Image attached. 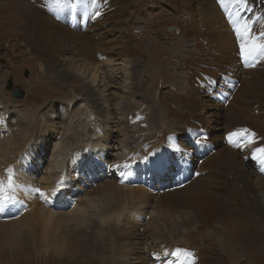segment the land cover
Returning a JSON list of instances; mask_svg holds the SVG:
<instances>
[{"label":"rangeland","instance_id":"374dc122","mask_svg":"<svg viewBox=\"0 0 264 264\" xmlns=\"http://www.w3.org/2000/svg\"><path fill=\"white\" fill-rule=\"evenodd\" d=\"M115 1L121 3L125 0ZM126 2H128L127 7H123L127 11L125 21H117V17L104 20L102 18L106 15L109 16L111 12L108 10L107 13L101 11V15L98 17L103 16L101 20L93 21L92 30L86 35H82L81 38L84 42L80 44L73 42L70 43L71 47L65 45L60 49V56L64 57L62 61L67 62V65L63 66L60 64L62 63L60 62L61 59H59L62 57L49 56L48 52L42 50V46L27 39L31 43L29 44L25 40L29 33L22 26L26 11L38 10L43 12L44 9H50V12L54 14L57 8L49 4L50 0H0V117L3 116L4 123H7L0 125V138H2L1 135L4 136L5 134L6 136L9 134V129H15L17 126L27 128L26 132L30 131L31 134H27L30 139L24 137L25 140L17 141L15 139V141H17V144L20 141L21 145L25 143L23 146L25 150L27 148L28 150L31 149V156L26 161L27 165L25 167L29 178L33 179L36 174L37 180H41L46 178L48 173L61 170V167H67L71 159V157L70 159L67 157L65 158L66 161L60 160L58 163L53 157L57 140L60 141L66 138L64 132L72 121L71 118L67 119L68 114H78L81 115L79 118L83 119L82 114L89 116L88 112L92 111V114L96 117L94 120L89 117V120H92V126H110L111 134L109 137L111 142L108 138L102 141L97 136V139H93L91 136H88L87 139L83 136L80 143H75L72 140V148L73 150L76 149L77 157L86 153L90 154L95 162L100 163V160L105 162L107 159V164H105L106 175L104 172L96 174L92 171L100 170L94 165L95 162L90 168L86 169V172L78 169L76 164L71 166L74 162L70 163L71 171L69 174L72 179H77V183L68 181L66 186L64 185L65 182H63V185L67 192L66 203L71 198L72 193L77 191V194H73V207L71 209L75 207V204L81 203V199L89 195L92 189L94 190L108 181L123 187L130 186L120 184L116 180L117 177H115L117 173L113 172L111 177L107 168L111 169L108 165L122 164L117 163V159L124 149L123 143L128 142L129 145L128 137L131 139L140 137L139 142L144 140L141 145L145 146V143L152 142L147 144L148 148L145 149L147 151L158 141L161 143L160 146L157 145V148L160 147L159 150L164 155L161 156L165 157L167 163L174 168L175 175L173 177L177 176V168L182 167L183 172L186 170V174L190 176L189 181L188 184L186 183L187 187L183 186L181 189L190 190L193 184L199 186V190L192 191L188 195L189 197H185L181 193L173 195L172 193L176 190L180 191V188L169 177H160L159 173L162 169L160 166H156L155 163L152 167L149 164L147 169H141V179L155 184H153V188H150L151 190L147 186L144 187L149 193V203L152 205L145 207V209H152V207L157 209L156 207L160 204V207L163 206L165 212L171 216L170 219L179 222L181 219H187L186 215L192 214L193 217H188L192 218V221H190L192 223L189 225L188 231L180 230L177 237H175V241L168 243L167 234L169 232L163 229L156 230L158 225L156 218L150 214L151 210H145L141 215L142 220L136 224L127 214L124 215L121 222L117 219L109 223L112 225L113 235L101 236L100 228L97 229L99 232H94L95 242L97 236H101L100 239L105 242L103 249L91 245H85V248L83 244L76 245L75 250H73L75 256L69 258L67 254L60 256L54 254L51 250L46 253L47 246L39 240L44 238L45 235L43 236L42 233L40 238H37L39 237L38 229H42L46 233V228H39V226H42V219L39 216L40 211L27 212L30 209V202H28L26 203L27 209L22 214L18 212L19 215H16L15 213L16 218H9L3 220V222L11 223L23 218V225L29 224L38 228L35 229L36 237L33 238L27 232L28 236L21 237L16 243H5L3 242L5 235L0 232V264H91L88 255H92L102 264H117L118 252L130 255L127 257V264H153L155 258L157 259L155 253L162 249H165L164 252H166L172 246H177L176 249L179 247L192 252L194 254L192 264H202L204 261L214 263V259L209 258L213 253L216 254V259H220L216 264H219L220 261V264H264V222L258 221L257 224H247L241 232L238 227L236 229L231 222L233 220L239 221L234 214H236V206L243 202L242 192H238V196L235 197L234 207L227 190L223 188L221 182L223 176L227 173V170L224 169L225 166H223L228 161L226 151H229V146L234 148V144L229 143L227 140L230 132L237 131L243 125L250 126L259 132L253 138L256 141L253 144H264V75L262 73V76L258 77L254 73L258 72L259 69L264 70V60L251 68L239 64L237 62L239 55L236 52V48L239 51L238 40L235 39L237 41L235 46L225 48L224 45H219V43L212 40L208 29L198 28L195 33H192L191 37H187L186 34L193 31L187 28L191 25L190 20L187 18L189 8L188 6L184 7L180 2L176 3V0H127ZM261 4L264 6V0ZM114 5L110 8H113ZM108 6L109 4H107ZM119 11V9L115 10V12ZM223 11L221 12L223 13ZM63 12L64 14L56 16L57 19L63 26L72 28L63 24L62 20L65 17H70L67 10H63ZM239 12L244 15L243 11L237 10V13ZM79 16L83 17V14ZM192 17L195 22L199 15H192ZM77 19L74 21L76 24H78ZM187 22L190 24L187 25ZM206 26H209V22ZM227 26L234 34L231 26L229 24ZM171 27L174 29L170 30ZM89 29H91V19L86 30H78L85 32ZM127 41L128 43H126ZM192 41L197 42V45H192ZM195 46H200L203 52L199 59L196 58L194 51L191 52ZM87 49L90 57L84 53ZM104 51H107L106 54L108 55L115 54L116 59L113 65L117 70L108 77V87L98 86L91 91V86H88V83L91 85L88 78L75 72L78 68L76 62L69 65L71 62L67 61L66 58L81 59V68H83L86 59L93 57L99 62L101 61L100 57H106ZM233 53L237 55L231 56ZM122 58L128 59L122 62ZM236 63L241 68L235 66ZM123 64H127L129 70H131L130 74L132 75L128 81L133 86L132 90L148 89L153 95L141 97L133 91H125L126 73ZM102 66L106 68L105 71L109 70L107 73L110 75V67L105 66L104 62ZM67 70L78 75L72 73L67 75ZM250 70L253 72H248ZM70 75L72 76L70 77ZM9 80H12L13 87L20 86L25 91L23 98L13 97L12 89H7ZM106 95H111V99L107 100ZM115 103H119L121 106L115 105ZM3 104L4 106H11L10 109L13 112L15 111L14 113L10 111L13 115L9 116V113L6 116L7 113L4 114ZM125 105L128 107H125ZM13 106L14 108H12ZM145 118H151L153 121H148ZM76 119L78 118L73 120ZM29 120L33 124L31 121L27 124L26 121ZM24 128H22V132ZM13 131L15 132V130ZM72 137L73 132L67 134V140H71ZM84 138L87 140L82 142ZM197 140L200 142L197 143ZM98 141H102L103 145H100ZM212 143L215 146H212ZM164 145H167V151H164ZM169 146L173 148L170 149ZM202 146H209V148L202 149L200 148ZM90 147H94L95 150L99 147V151H97L100 152L99 155L102 157L100 160L97 159V155L95 156ZM72 148L68 151H71V156L73 154ZM147 151L142 154H145V157L153 158L152 154L148 156L150 152ZM204 151L206 152L204 153ZM184 152L189 156L182 155ZM250 153H253V151ZM35 156H37L38 163L35 161ZM236 160L234 159L232 166L236 165V168H240L241 164ZM75 161L78 160L75 159ZM203 161L210 169L215 168L216 164H221L218 168L220 170H216L217 176L209 187L203 186L205 185L203 183L207 184L206 179L203 178L206 174H200L202 170L200 164ZM103 162L101 163L102 166ZM246 162H249V160H246ZM137 165H140V163L137 162ZM16 167L15 165L13 168L15 172ZM189 167H192L191 174L187 170ZM126 170L128 171V169ZM64 171H66V168ZM130 171L132 177L128 178L126 176L125 178L134 182V179L139 177V173H134L133 168ZM77 172H80L81 175L76 176ZM62 174L59 179L63 178L65 181V173ZM96 176L98 178L95 182L84 187L85 189H82L80 193L76 190L78 184L91 182ZM155 177L160 178V181H157ZM33 180L32 182H34ZM32 187L40 188L44 192L42 187L38 185H32ZM43 202L41 199L38 204ZM71 209L65 211L53 210L69 212ZM259 215L264 220V214ZM254 216L256 215L250 217L257 218V216ZM94 220H96V217ZM94 220L89 222L92 223ZM169 220L168 227H170ZM55 223L56 221H53L51 226ZM181 223L179 222V225ZM262 223L263 226H260ZM152 224L157 226L154 228L151 226ZM117 225L120 226V231ZM23 230L26 232L29 229L24 228ZM124 230L129 234V236H125V240H113L117 236V232H123ZM89 231L93 236L92 228H88L87 233ZM253 233H256V238L251 241L248 236ZM138 234L141 238H138ZM182 234L187 235L183 236ZM158 235L162 238L159 239ZM238 235H242L239 237L242 244L240 246H243L252 255L249 256L247 252L243 254L238 249L239 242L232 240ZM211 251L212 253H210Z\"/></svg>","mask_w":264,"mask_h":264},{"label":"bare ground","instance_id":"6f19581e","mask_svg":"<svg viewBox=\"0 0 264 264\" xmlns=\"http://www.w3.org/2000/svg\"><path fill=\"white\" fill-rule=\"evenodd\" d=\"M110 1L112 2V4H110L111 3ZM126 1L127 0L120 3V2H116L115 0H104L102 7H101V11H104L107 13V10H108L111 12V14L109 16H107V15L104 17L101 16L100 18H98V17L89 18V17H86L84 15H83V17H81L79 15L82 14V10H77V11H75V14H76V17L78 18L77 19L78 24H76L75 22H73V24L69 23V20L72 17L71 13H70V17L69 18L65 17V19L62 20V22H63V24L68 25L72 28L63 26L62 23L57 19L56 16H58L60 14H64L63 10H61V9L57 8L56 11L54 12V14L50 12V9L49 10L44 9L43 12H39L38 10H35V11L33 10L34 12L33 11H26L27 13L24 16V20H23L24 22H23L22 26H23V28H26V30L29 34L25 38V40L29 39L32 41V43L42 46V48H43L42 50H45L46 52H48L49 56L62 57V56H60V49H62L65 45H68V47H71L70 43L77 42L80 44L81 42H84L83 38H81V37H82V35H84V34L86 35V33L90 32L92 30L93 21H100L102 17H103L102 19H104V20H109L112 17H117V21H123V20L125 21V19L127 18V11L123 7H127L128 2H126ZM177 2L178 3L180 2V3H182V5L184 7L188 6V8H189L187 11V12H189V15L188 16L186 15V16L190 20L191 25L188 26L187 28H189V30H193V31H190V33L188 32V34H186L187 37H191L192 33L193 32L195 33L196 29H198V28H200L202 30L208 29L210 32V35L212 36V40L216 43H219V45H222V46L224 45L225 48L227 46L230 47L232 45L235 46V44H237V41H235V39L237 40V38H234V37H236L235 34H233L227 26V24H229L233 30L232 25L229 23V17L230 16L232 19H235L237 17V15L242 16L245 19H250L251 21L254 22L253 23V25H254L253 31H257V32L260 29L261 23H264V6L258 0H248L247 7L243 8V9H240L235 4L234 0H224V4H221V0H176V3ZM195 3H197V4H195ZM49 4H51V3H49ZM107 4H109L108 7H107ZM112 5H114V7L110 8ZM116 5H118V6H116ZM225 5H226V7H225ZM118 9L120 11L115 12V10H118ZM237 10L243 11L244 15H242L241 12L237 13ZM47 11H48V14H47ZM221 11H223V13ZM192 15H194V16L199 15V18H197L196 21L194 22V18L192 17ZM258 17H261L262 19L260 21H257ZM90 19H91V29H89L88 31H85V32L78 30V29L86 30V28L88 27V25L90 23ZM81 20H82V22L80 23ZM103 22H105V21H103ZM207 22H209V26H206ZM190 23H188L187 25H189ZM118 26H119V24L117 25V27ZM173 29H170V30H173ZM200 33H202V32H200ZM184 38L186 39V37H184ZM190 39H192V38H190ZM29 40H27V41L29 44H31L29 42ZM186 41H187V39H186ZM126 43H128V41ZM191 44L197 45V42L192 41ZM88 49L84 51L86 56L89 55ZM192 49L193 50L191 52L194 51L193 53L195 54L196 58L198 57V59H199V57L201 55H203V52L201 51L200 46H195ZM106 52L107 51H104L105 54H106ZM198 52H200V54H198ZM236 52L238 53L237 48H236ZM114 55L113 54H109V55L106 54L105 55L106 57H104V58L100 57L101 61H99V62L96 61L93 57H91L90 59H86L84 62L83 68H81L82 67L81 59H75V57H69V58L67 57L66 59H67V61L71 62V63H69V65H72L74 62H76V64H77L76 67H78V68L75 72H77L81 76H85L88 78V81L91 83V85H89V83H88V86H91V88H92L91 91H93L98 86H102L105 88L109 86L108 77L111 76L112 74H114L117 70L113 65V63L115 62V59H116ZM234 55H237V54L233 53L231 56L234 57ZM89 57H90V55H89ZM192 58H194V57H192ZM59 59H61V61H60V62H62V63H60L61 65H63V66L67 65L66 61H62L64 59V57L59 58ZM127 59L128 58H122L121 61L123 62ZM103 62L105 63V66L110 67V72H111L110 75L107 73L109 70L105 71L106 68H104L102 66ZM237 62L239 64L242 63L240 61L239 56H238ZM123 66H125L124 70L126 73L125 84H124L125 85L124 88H126L125 91L126 90L127 91H133L136 94H139L141 97H145V96L149 97L150 95H153L150 93V91L148 89L147 90L146 89L145 90L144 89L143 90H132L133 86H131V84L128 81V79L132 75V74H130L131 70H129V67L127 64H123ZM235 66L240 67V65H238L237 63ZM75 72L68 71L67 75L71 74V73L76 74ZM248 72H253V71L250 70ZM254 73L256 76L260 77V76H262V73L264 75V70L259 69L258 72H254ZM78 74H76V75H78ZM71 76L72 75H70V77ZM104 98H105V96H104ZM106 99L107 100L111 99V95H106ZM115 105L121 106V104H119V103L118 104L115 103ZM126 105H125V107H128ZM2 106L4 107V110H3L4 114L7 113L6 116H8L10 111L13 112V110L10 109L11 106H9V105L4 106V104ZM122 106H123V104H122ZM12 108H14V106ZM12 112L10 113L9 116H11V114L13 115V113L15 111L13 113ZM88 115L89 116L82 114V116L84 118L80 119L79 117L81 115L68 114L67 119L71 118L72 121L69 123V127L66 124L67 129L64 132V133H66V135H65L66 138H63L60 141L57 140L58 142L54 146L56 151L53 153V157H54V160L56 159V161L58 163L60 160L66 161L65 158H67V157L69 159L71 157V159H70L67 167L66 166L61 167L62 168L61 170H54V171L48 173L46 178H43L41 180H37L36 174H35V177L33 176L34 180L29 178V174H27V172L25 171V167L27 165L26 161L29 160V158L31 156V149L28 150V148L26 147L27 149L25 150L23 147L25 143L24 144L22 143L23 145H21L19 143L20 141L18 142V144L16 143L18 140H21V139L25 140L24 137H27V139H30V138H28V136L31 134V133H29L30 131L26 132L27 128H24L22 126H17V127H15V129H13V128L9 129L10 133L7 134L6 136H5V134H4V136L1 135L2 138H0L1 139V142H0V178L7 179V170L5 168H12L13 169V167L16 165L17 170H16V172L14 170V173H15L14 179L16 180L17 183L24 185L25 187H29V186L32 187V185H38L39 187H42V189L44 190L45 193L50 194L52 191H54L56 189V186L59 182V178L63 175L62 174L63 172L65 173L66 180L64 181L63 178L61 180L63 182H65V184H64L65 186L68 183V181L70 183H73V182L77 183V179H74V178L72 179L70 174H69L71 171L70 163L74 162L73 164H71V166L72 165L75 166V164H76V165H78V169H81L84 172H86V169L90 168V166L95 162V159L90 154H86V153L81 154L79 157H77L76 149L73 150V148H72L73 147L72 140L75 143H80V139L83 136H85L87 139H88V136H91V138H93V139L101 138L102 141H105L108 138L111 142V139L109 137V135L111 134L110 126H108V125L92 126L91 121L94 120L96 117L92 114V111L90 113L88 112ZM89 117L92 120L91 119L89 120ZM74 118H78V119L73 120ZM34 119H35V117H34ZM145 119H147L148 121L151 120V118H145ZM31 120L26 121V123L28 124ZM151 121H153V119ZM31 123L33 124L32 121H31ZM4 124H7V123L5 122ZM42 124H43V122H42ZM7 127H9V125H7ZM22 128H24L23 132H22ZM13 130H15V132ZM32 131H33V129L31 130V132ZM71 132H73V137L71 140H67V134H69ZM27 134H29V135L27 136ZM96 136H97V138H96ZM138 136H140V135H138ZM111 137H112V135H111ZM15 139L17 141H15ZM87 139H85V138L82 139V142H85ZM127 140L129 141V145L127 144L128 142L123 143L124 149L122 150L121 154H119L120 156L117 159V163H122L120 165L129 164L131 166L130 170L133 168L134 173L135 172L139 173V177L134 179V182L141 179V177H142L141 169L142 168L147 169L149 167L148 166L149 164H151V166L153 167V165L156 163V166H160V168H162L161 173H159L160 177L171 178L175 175V172H173L174 168L171 167V165L167 163L166 158L163 157L164 156L163 153L161 152V150H159L160 147L157 148V145L161 144L159 141H158V143H155L153 147H151L152 149L150 148L151 150L149 149V151H147L145 149L148 148L147 144L152 143L151 141H149L148 143H145V146H144V145H141V143H143L144 140H143V142L142 141L139 142L140 137L136 138V139H131L130 137H128ZM162 140H164V139H162ZM102 141L101 142L98 141L100 145H103ZM121 143H122V141H121ZM162 143H163V141H162ZM134 144H136L135 147H134ZM167 145H164V147H165L164 151H167L166 150ZM260 145H261V143L244 145V146L238 147V148L236 145H234V148H236V149L232 148L233 146H231V147L229 146V151H226V154L228 155V161L223 166H225L224 169L227 170V173L223 176L221 182H222L223 188H225L227 190L230 201L234 205V207H235V197L238 196L237 195L238 192H242L241 197L243 199V202L240 205L236 206L237 207V209L235 210L236 214H234V216L238 217L237 219L239 221L233 220V222H231L235 225L234 227L236 229H237V227L239 228L240 232L244 228V226H246L247 224H254V223L257 224L258 221L264 222V220L259 215V214H261V215L264 214V176L258 172V168L256 167L254 159L252 158L253 153H250L251 151L254 152V149L256 147H259ZM212 146H215V144L212 143ZM71 148H72V152H73L72 156H71V151L68 152L69 149H71ZM90 148L93 151V153L95 154V156L97 155V159L100 160L102 157L99 155L100 152L98 153L99 147H97L98 151L95 150L94 147H90ZM169 148L172 149L173 147L169 146ZM200 148H202V147H200ZM206 148H209V147H206ZM144 150L147 151L148 153L150 152V154L148 156H151V154L153 155V158H151V157L148 158V160L146 162L143 160V158L146 156L145 154H142L145 152ZM204 152H206V151H204ZM246 152H249V153L247 154ZM184 154L189 156L185 152L182 153V155H184ZM161 155H163V156H161ZM61 157L63 159H60ZM75 159H77L78 161H75ZM234 159H237L236 161L241 164L240 168H236L235 167L236 165L232 166ZM246 160H249V162H246ZM35 161L37 163L39 162L37 159V156H35ZM103 161L100 160V163L97 161L94 163V165H96L100 169V170H92L94 173L97 174L98 172H104L106 175L105 164H107L106 163L107 159L105 160V162H103ZM102 162H103V166L101 165ZM137 162H139L140 165H137ZM117 163H114V164H117ZM161 165L162 166L164 165V166L162 167ZM220 166H221V164L220 165L216 164L215 168L210 169L206 166V163L204 161L200 164V168L202 170H204L205 171L204 174H206L203 178L206 179L207 184L203 183V184H205L203 186L209 187L211 185L210 183L217 176L216 170H220V169H218ZM65 168H66V171H64ZM3 169H4V172H3ZM52 170H53V168H52ZM107 171L109 172V174H111L110 175L111 177L113 175V172L117 173V175H115V177H117L116 180L121 184L122 183L121 180L123 179L122 184L130 185V186L123 187V186H119L118 184H115L114 182L108 181V182L98 186L94 190L92 189L91 193L89 195H86L83 199H81V203L75 204V207L73 209H71L73 207L72 197H73V194H77V191H74L72 193L71 198L66 203L67 192L64 189V187H65L64 185H63L62 189L58 192V194L55 197L51 198V202L55 201L54 200L55 198H59V200L61 198V200L58 203L56 202L58 205V207H56V208H54L51 203L46 204L43 202L41 204H38V201L41 200L39 195L34 194V193H27L23 190L18 189L16 192L17 198L24 200L25 203L30 202V206H29L30 209H28L27 212H32L35 210L40 211L39 216L42 219V226H39V228L40 227L46 228V230H45L46 233L43 232L44 230L38 229V228L31 226L29 224L23 225L24 224V223H22L24 220L23 218H21L20 220H17V221H13L11 223H5V222H3V220H0V232L5 235V240L3 242H5V243H16L21 237H23V236L27 237L28 236L27 232L30 233V235H32L33 238H35L36 237L35 229H38V232H39V237H37L38 239L40 238L42 233H43V236L45 235L44 238H40L39 240H41L47 246L46 247V249H47L46 253H48V250H51V251H53L54 254H57L60 256H64L67 254V256L69 258H73L75 256V253L73 252V250H75L76 245L80 246L81 244H83L84 248H85V245H91L92 247H95V248L99 247V248L103 249L105 242L103 241V239H100V238H102L101 236L106 235V234L113 235L112 225H110L109 223H111L117 219H118L117 221L121 222V219L124 217V215L128 214L131 217V219H133V222L136 224L140 220H142L141 215H143L145 210H151L150 211L151 216L156 218L155 220L157 221L158 226L155 224H152L151 226H153L154 228L157 226L156 230L163 229L166 232L167 231L169 232L167 234V238L169 239L168 243H173L175 241V237H177V234L180 230L188 231L189 225L192 223V222H190V221H192V218L190 219L188 217H193L192 214L186 215L187 219H185V220L181 219L179 222H182V223L179 225V222H177L173 219H170L171 216H169L168 213L165 212V209L163 208V206L160 207V204L158 205V207H156L157 209H154L153 207H152V209H150V208L145 209V207L152 206L149 203V193L146 190V188H144L145 186L139 185V184L133 185L134 182L131 181L130 179H128V178L132 177V174L128 175V178L122 177L121 171H127L126 169H120L118 172L117 168L111 167V169L107 168ZM213 172H215V173H213ZM86 174H88V173H86ZM80 175H81L80 172L76 173V176H80ZM97 178H98V176L93 178V181H91V182H89V181L88 182H81V184L77 185L76 190H78L80 193V191L82 189H85L84 187H86L87 185H91L92 182H95V180ZM155 179L157 181H160V178L158 179V177H155ZM32 180L34 182H32ZM39 182H40V184H39ZM184 186L187 187L186 184ZM182 187H179L180 191H177L176 189H175L176 190L175 191L174 189H172L175 192L174 193L171 192V193L173 195L181 193L183 196L186 197V196L190 195L192 193V191L194 192V191L199 190V186H196V184H193L191 186L190 190H188L186 188L183 190V189H181ZM148 189H150V188H148ZM171 193H170V195H171ZM127 202H129V203H127ZM52 208L55 210H64V211L69 210V209H71V210L69 212H61V211H54ZM11 211L14 212V214L16 213V215H19L18 211H16L15 209H13ZM252 215H256L257 218L253 219V217H250ZM256 216H254V217H256ZM31 217H32V215H31ZM95 217H96V220H94ZM90 220H94V221L92 223H90L89 222ZM168 220H169V226L170 227H168ZM53 221H56V223L53 224V226H51V223ZM148 222L150 223L151 221H148ZM194 224H196V223L194 222ZM114 225H116V224H114ZM119 225H117V226H118V230L120 231L121 228ZM85 226L87 228H84ZM260 226H263V223ZM95 227H96V230H95ZM24 228H27L29 230L24 232V230H23ZM88 228H92L93 236H91V231H89L87 233ZM97 229L101 230V232H100L101 236H97L95 239L96 240V242H95L94 241V232H97V231L99 232V230H97ZM116 235L117 236L114 237L113 240H125L126 239L125 236H129V234L125 230L123 232H117ZM182 235L186 236L187 234H182ZM235 235H237V234H235ZM108 236H110V235H108ZM240 236H242V235H238V237H235L232 240L234 242H236V241L239 242V244H238L239 248L238 249L243 254L247 252L249 256L252 255L249 251H247L245 248H243V246H240V245H242L240 242L241 240L239 239ZM158 237H159V239L162 238V236H159V235H158ZM138 238H141V236L139 234H138ZM249 238H251L250 240L252 241L254 238H256V233H253L251 236H248V239ZM175 247H177V246H175ZM175 247L172 246L170 249H167L166 252H164L165 249L164 250L162 249L158 253H155V255H157V259L155 258V261L153 262V264H162L168 258H170L173 261L183 262L184 264H190V263L192 264L193 263L192 258L185 262L182 258H178L175 255H173V253L176 251ZM210 253H212V251ZM127 254L122 253V252H118L117 264H127V257L130 256ZM88 257H89L88 260L91 264H93V263L102 264V263H100V261L98 259H96L92 255H88ZM215 257H216L215 253H213L209 256V258L214 259V261H215L214 263H211L212 261L211 262H207V261L205 262L204 261L202 264H216L217 262H219L220 259L218 260ZM220 263H221V261H220Z\"/></svg>","mask_w":264,"mask_h":264},{"label":"snow or ice","instance_id":"6c2138e0","mask_svg":"<svg viewBox=\"0 0 264 264\" xmlns=\"http://www.w3.org/2000/svg\"><path fill=\"white\" fill-rule=\"evenodd\" d=\"M104 0H50V3L61 10H67L69 13L77 10H82V14L89 18H96L101 15V7ZM235 4L240 8H246L248 0H234ZM224 4V0H221ZM226 7V5H225ZM262 18L258 17L257 21ZM229 23L233 27L234 34L239 42L238 55L245 67H255L261 60H264V23H261L259 31H253V21L245 19L237 15L235 19L229 17ZM4 124V119L0 117V125ZM254 133L246 128L238 131L230 132L227 136L229 143L242 147L244 145H251L255 143ZM197 143L200 141L197 140ZM252 158L259 162L261 171H264V147H256L254 149ZM146 162L148 157H144ZM108 167H115L117 169H128V171H121V176L126 177L131 174L129 164L124 165H108ZM15 173L12 168L7 169V179L0 178V218H16L13 213L11 216L7 215L9 211L15 209L20 214L27 209V204L24 200L18 199L17 190H23L27 193L38 194L39 197L46 203H51V198L55 197L63 187V181L58 182L57 187L50 194L41 191L36 187H25L16 182L14 179ZM123 183V179L121 180ZM178 258H182L185 262L193 258L194 254L185 249H176L173 253Z\"/></svg>","mask_w":264,"mask_h":264},{"label":"water","instance_id":"95a60500","mask_svg":"<svg viewBox=\"0 0 264 264\" xmlns=\"http://www.w3.org/2000/svg\"><path fill=\"white\" fill-rule=\"evenodd\" d=\"M173 29V27H171ZM7 89L11 90L13 97L15 98H23L25 96V91L20 86L13 87L12 80H9L7 83Z\"/></svg>","mask_w":264,"mask_h":264}]
</instances>
